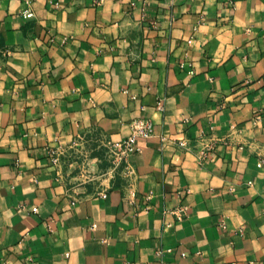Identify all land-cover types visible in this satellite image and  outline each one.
<instances>
[{
    "label": "crops",
    "instance_id": "obj_1",
    "mask_svg": "<svg viewBox=\"0 0 264 264\" xmlns=\"http://www.w3.org/2000/svg\"><path fill=\"white\" fill-rule=\"evenodd\" d=\"M26 9L0 0V264H264V0Z\"/></svg>",
    "mask_w": 264,
    "mask_h": 264
},
{
    "label": "built area",
    "instance_id": "obj_2",
    "mask_svg": "<svg viewBox=\"0 0 264 264\" xmlns=\"http://www.w3.org/2000/svg\"><path fill=\"white\" fill-rule=\"evenodd\" d=\"M27 4L24 11L25 17H31V5L34 0H21ZM160 107H162L160 105ZM131 132L125 138L119 141L103 139L98 143V148L103 150L101 161L105 163L104 171L100 175L104 177H113L119 172L131 173L133 171L131 156L139 149L137 141L139 138H147L152 135L154 129L153 120L149 117L136 118L131 121ZM95 149V148H94ZM90 175L87 176L89 178ZM101 184L100 194L106 195V186ZM37 208H34L36 211Z\"/></svg>",
    "mask_w": 264,
    "mask_h": 264
}]
</instances>
